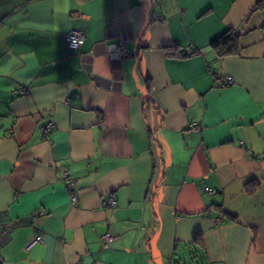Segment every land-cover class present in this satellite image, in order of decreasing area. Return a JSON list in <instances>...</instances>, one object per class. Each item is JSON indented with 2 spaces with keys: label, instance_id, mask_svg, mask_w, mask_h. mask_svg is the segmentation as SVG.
<instances>
[{
  "label": "crops",
  "instance_id": "obj_1",
  "mask_svg": "<svg viewBox=\"0 0 264 264\" xmlns=\"http://www.w3.org/2000/svg\"><path fill=\"white\" fill-rule=\"evenodd\" d=\"M261 1L0 0V264H264Z\"/></svg>",
  "mask_w": 264,
  "mask_h": 264
},
{
  "label": "built area",
  "instance_id": "obj_2",
  "mask_svg": "<svg viewBox=\"0 0 264 264\" xmlns=\"http://www.w3.org/2000/svg\"><path fill=\"white\" fill-rule=\"evenodd\" d=\"M84 37L85 35L81 30L68 31L67 33H65V41H66L67 47L71 50L78 51L80 45L84 41ZM105 52L111 59H115V60L125 57L128 54V50H127L124 40H116V41H111L107 43L105 46ZM224 80L226 83L232 82V78L229 76L225 77ZM52 126H53V121H48L45 125L42 126L41 129H42L43 136L47 135L48 130L51 129ZM64 183L69 193L70 203L76 204L78 202V191H77V188L75 186L73 179L70 177L67 170L64 173ZM205 191L211 194L214 192V189L212 187L206 186ZM104 204L108 207H116L117 201L116 199L111 198L108 201H106ZM213 222L218 223L219 220L214 219ZM41 240H42V236L40 235L32 238L28 242L27 248L32 247L35 243H38ZM111 240H112V234L110 232H105L100 237V244L102 247H107L109 243L111 242Z\"/></svg>",
  "mask_w": 264,
  "mask_h": 264
},
{
  "label": "trees",
  "instance_id": "obj_3",
  "mask_svg": "<svg viewBox=\"0 0 264 264\" xmlns=\"http://www.w3.org/2000/svg\"><path fill=\"white\" fill-rule=\"evenodd\" d=\"M259 4H264V1L259 2ZM211 47L215 51L218 58L225 55L237 53L238 50V35L235 32L228 28L223 31L219 36L211 42ZM180 56H186L187 53H178ZM202 239L201 233H198L195 236V241L200 242Z\"/></svg>",
  "mask_w": 264,
  "mask_h": 264
}]
</instances>
